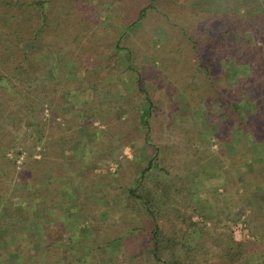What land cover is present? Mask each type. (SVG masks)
<instances>
[{"label": "rangeland", "instance_id": "rangeland-1", "mask_svg": "<svg viewBox=\"0 0 264 264\" xmlns=\"http://www.w3.org/2000/svg\"><path fill=\"white\" fill-rule=\"evenodd\" d=\"M60 2L55 0L48 9H58ZM83 4L93 6L97 26L92 32L100 29L97 39L112 49L116 57L112 64L121 71L120 81L108 89H97L102 66L77 70L62 53L37 57L42 63L37 86L47 90L44 95L48 99L61 95L62 102L54 109L82 122V126H69L68 132L60 129L58 136L54 134L53 152L57 151L61 159L51 164L53 173L48 167L38 172V178L46 181L55 173L73 171L87 149L104 156L94 173L110 172L114 175L111 181L129 185L156 153L158 169L150 172L152 177L178 189L175 196L182 204L180 209L192 216L204 233H225L237 241L259 242L264 225V188L258 179L264 170V0H104L102 5L99 0H80L71 20L75 25ZM144 7H148L145 13ZM142 13L143 18L133 25ZM119 40L124 44L117 49ZM197 40L200 43L196 47ZM124 46L128 51L121 50ZM26 47L29 49L30 44ZM200 65V80L190 81L194 88L201 84L205 97L193 107L190 94L179 90L184 86L180 78L186 70L189 74ZM11 80L21 84L18 75ZM68 80L74 84L75 93L65 85ZM24 94L33 96L30 90ZM149 100L154 104L148 118L152 136L145 141L143 119ZM21 102L14 99L10 105ZM87 104L93 112L82 117ZM43 108L45 119L50 118L51 108L47 103ZM99 111L112 118L110 124L101 123L96 115ZM55 119L68 127L60 115ZM4 125V139L10 148L3 159L0 135V172L15 169L24 172V177L12 182L1 180L0 186L7 193L0 199V237L4 238L0 241V254L4 255L0 264L16 258L9 254L14 248L20 249L16 237L23 236L34 241L25 245L30 246L26 250L30 254L25 256L29 263L38 251L37 262L42 264H79L72 254L77 253L80 259L84 246H93V240L80 219L83 234L74 242L67 240L69 230H73L72 219L79 218V213L71 212L76 214L71 216L66 209L78 208L82 196L93 202L101 221L117 225L123 216L141 220L143 215L136 204L126 197L118 198L126 195V189L122 187L120 196L109 199L108 187L101 181L89 183V188L73 185L71 192L47 185L36 193L40 184L34 183L28 167L42 159V144L34 148V131L25 122L5 119ZM123 135L133 140L125 144ZM60 136L65 137L62 140ZM92 159L89 156L88 160ZM95 189H102V195L98 196ZM19 193L24 196L18 197ZM56 195L61 196V203L65 201L63 206L52 201ZM63 223L68 225L63 227ZM200 234L196 232L193 238ZM110 247L112 258L101 254L89 264H117L121 247L118 243ZM251 256L249 264H264V250ZM259 257L262 259L257 260Z\"/></svg>", "mask_w": 264, "mask_h": 264}, {"label": "trees", "instance_id": "trees-1", "mask_svg": "<svg viewBox=\"0 0 264 264\" xmlns=\"http://www.w3.org/2000/svg\"><path fill=\"white\" fill-rule=\"evenodd\" d=\"M54 1L0 0V71H2L0 73V135L3 141V159H5V153L10 148L9 143L4 139L3 128L7 127V125H4L5 119H14L16 122L23 121L28 128L34 131L36 142L34 148L38 144H42V159L33 161L28 167L29 175L34 179V183L40 184L36 188V193L47 185H57L59 190L71 192L74 186L89 188V183L101 181L108 187L107 197L109 199H112L114 195V198L120 196L118 191L123 187L127 193L118 198L122 200L126 197L129 203L136 204L140 212L143 213L140 214L143 217L139 221L123 216L120 224H109L100 220L95 212L96 206H93V202L83 199L82 196L78 208H67L66 210L79 213L80 221L90 230L93 246H84L81 253L84 256L80 259L77 258V253H73L74 260L79 264H89L90 260L93 261L94 258L97 260L101 257V254L112 258L110 244L118 243L121 247L122 257L120 260H116L117 264H249L250 261H253L252 253L264 250V225L262 224L260 238L258 237L259 242L237 241L231 234L226 235L225 233H219L215 236L209 232L204 233L199 228V223L192 221V216L186 215L187 213L180 209L182 204L175 196L178 189L172 187L166 181H156L152 177L150 172L153 169H158L156 153L150 155V161L144 171L135 173L136 177L134 183L131 179V185L114 183L111 181L114 175L110 172L105 174L94 173V169L96 170L98 166L97 163L100 162V157L104 156L87 149L83 153L82 162L74 166L73 171L55 173L56 175L53 174L46 181L38 178L39 171L50 168L52 163L61 159L57 156V151L53 152L54 144H56L54 134L58 136L60 134L58 132L61 130L68 132L69 126L79 127L82 126V122L77 116L68 117V114L54 109V106L61 104L63 99L61 95L48 99L44 95L47 90L37 86L39 82L37 72L39 73L42 69V66H40L42 63L39 62L37 57L46 55L54 57L62 53L64 59L69 58L73 61L72 66L77 70H88L91 67L102 66L101 71L98 73L101 83L97 89L104 90L108 89L107 87L111 84H117L121 75L119 68L112 64L113 61L116 62V57L111 54L112 49L106 43H102L100 38L97 39L100 29L92 32L97 26L94 17L95 12L92 11L93 6L83 4L78 9V21L75 25L71 20L74 19V10H77V3L80 0H57L58 2L61 1L60 7L49 10V4ZM131 1L123 0L124 3ZM103 2L104 0H99L100 5ZM147 9L148 7H144L142 12L145 13ZM143 16L142 13L133 22V25ZM203 36L200 34V37ZM199 43L197 40L195 46L197 47ZM27 44H30L29 49L26 47ZM123 44V41L119 40L115 48L119 49ZM124 48L128 51L125 46L121 50ZM129 60L131 62L132 57L129 56ZM201 68H203L202 65L195 68L192 71L194 74L192 72L188 74L186 70L180 78L183 80L184 86L179 90L190 94V98H193V100H190L194 105L193 107H198L200 105L198 103L202 102L205 97L201 84L199 83L198 88H194L193 83L190 81L191 78L200 80V75L203 72ZM15 75L19 76L21 84L16 85L11 80ZM85 79L83 82L87 83L88 81ZM65 85L71 88L74 84L68 80ZM29 90L33 95L31 97L24 94L26 91L28 93ZM71 92L75 93L76 90L72 87ZM249 93L252 94L253 92L249 91ZM5 97L7 99L3 101ZM146 97L148 98L147 93ZM14 99H19L22 102L11 106L10 103ZM46 103L49 109L51 108L50 113L52 114L50 118L45 119L43 106ZM153 105L152 101L149 100L146 109L147 114L143 119L146 128V130L144 129L145 135H147L145 141L152 136L148 118L151 115L150 110L154 109ZM88 106L90 105L87 104L82 117L87 112H93V110L88 109ZM15 107L16 112L13 111ZM122 110L124 113L127 112L125 107ZM79 113L77 114L79 115ZM59 115L68 127H64L60 122L57 123L55 118ZM96 115L98 118L100 117L101 123L110 124L112 121V118H107L102 111H99ZM64 137L60 136V139L63 140ZM131 140L133 139L123 135L121 141L128 144ZM149 146L151 147V143H149ZM89 156L93 157L91 161L88 160ZM50 171L53 173L52 168H50ZM23 177L24 172L9 168L6 173L0 172V184L2 183L1 180L12 182L14 178L23 179ZM258 179L260 180V188H264V170L259 173ZM16 186H18V183H15V189ZM95 190L98 196L102 195V189ZM6 193L7 190L0 186V199ZM14 194L12 193V195ZM17 196L22 198L24 195L19 193ZM60 199L56 195L52 201L63 206L65 201L61 203ZM262 200L264 205V197ZM77 232L79 233V231ZM196 232L201 233L197 239L193 238ZM77 236L79 234L71 235L67 240L74 242ZM187 238L190 239L187 240ZM3 239L0 237V241H4ZM16 242L21 243L20 249L12 247V249L14 248L12 254H15L17 259L24 261L30 254V251H26L27 249L30 250V246L26 247L25 245L26 243L31 245L34 241L27 236H23L18 240L16 237ZM145 253H147V259H145ZM38 254V251L33 254L35 256L34 263L42 264L37 262V258L39 259ZM0 256L4 255L0 254ZM259 259L262 258L259 257L257 260Z\"/></svg>", "mask_w": 264, "mask_h": 264}, {"label": "crops", "instance_id": "crops-1", "mask_svg": "<svg viewBox=\"0 0 264 264\" xmlns=\"http://www.w3.org/2000/svg\"><path fill=\"white\" fill-rule=\"evenodd\" d=\"M59 198H61V196H60ZM68 213H69L68 215L71 214V216H75V215H76V214H74V213L72 214L71 212H68ZM58 219H59V220H62V221L64 220V219L61 218V217H58ZM58 219H57V220H58ZM76 219H77V220H76ZM76 219H75V218L72 219L71 224H72V226H73V227H72L73 230H69V232H70L71 235H74V234L82 235L83 233L80 234V230H81V228H79V225H80V224L78 223L79 218H76ZM66 224H67V223H66ZM66 224L63 223V227L66 226ZM67 225H68V224H67ZM83 227H84V229H87L85 226H83ZM65 228H67V227H65ZM77 231H79V233H78ZM87 232H90V230L87 229ZM71 235H70V236H71ZM12 255H13V254H9V257L12 256ZM33 262H34V261H33ZM33 262H32V263H33ZM32 263H29L28 261L18 260L17 257H16L15 259H12V260L10 259V261H9L8 264H32Z\"/></svg>", "mask_w": 264, "mask_h": 264}]
</instances>
